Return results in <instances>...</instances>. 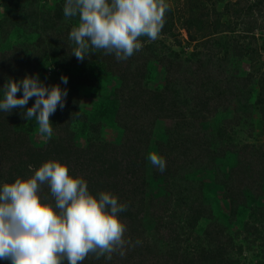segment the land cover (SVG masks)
<instances>
[{"label":"trees","instance_id":"16d2710c","mask_svg":"<svg viewBox=\"0 0 264 264\" xmlns=\"http://www.w3.org/2000/svg\"><path fill=\"white\" fill-rule=\"evenodd\" d=\"M6 1H0V9ZM47 1L23 0L19 15L0 14V25L20 27L27 38L36 37L24 47L0 50V100L9 78L43 74V64L60 69L58 74L69 78L70 88L63 109L58 107L50 117L51 138L38 133L34 117L21 116L34 97L25 109L0 111V186L32 175L45 161L58 160L70 175L82 177L94 196L107 191L127 204L119 214L126 226L125 239L132 242L126 245V254L113 253L111 260L89 255L82 264H264V204L259 203L264 142L256 146L251 136L232 135L215 117L207 125L200 122L217 111L227 112L234 101L232 110L238 114L234 124L230 119L229 129L258 115L264 130V60L257 68L242 71L237 65L227 68L224 58L217 56L222 49L241 58L242 47L230 38L237 25L251 31L248 19L260 21L264 42V12H260L264 0L229 11L212 10L213 18L207 6L210 0H183L178 20L186 34L185 46L193 45L190 52L179 41L174 45L179 51H173L141 37L142 49L127 60L90 50L83 61L72 54L76 45L69 39L78 17L65 18V0H51V5ZM174 13L170 7L160 34L172 35ZM214 45L212 54L209 49ZM250 50L256 55V47ZM98 71L115 86L106 90L107 95L96 96L92 104L98 107L82 111L79 91L97 87ZM77 125L84 127V146L75 141ZM105 125L121 133L118 144L104 139ZM35 133L45 140L33 143ZM151 152L165 159V171L152 166L147 158ZM205 170L215 174L207 186L194 180ZM219 188L227 208L215 216L212 207L217 198L212 196ZM41 195L54 203L47 185L41 186ZM137 239L142 243L136 245Z\"/></svg>","mask_w":264,"mask_h":264},{"label":"clouds","instance_id":"9594fccd","mask_svg":"<svg viewBox=\"0 0 264 264\" xmlns=\"http://www.w3.org/2000/svg\"><path fill=\"white\" fill-rule=\"evenodd\" d=\"M168 11L167 0H65V18L78 17L69 33L76 45L72 54L83 61L90 50H103L117 60H127L142 49L141 37L158 39ZM60 79L67 84V77ZM3 90L0 111L8 114L16 108L25 109L34 97L33 105L20 114L25 120L34 117L38 133L51 138L50 117L65 106L67 89L59 84L45 86L38 75L26 74L20 80L9 78ZM147 158L153 167L165 171L162 156L151 152ZM43 185L50 189L54 203L41 195ZM127 207L107 191L91 194L86 181L70 175L66 164L45 161L32 175L0 186V260L10 264H82L89 255L108 260L113 253L123 257L126 245L132 243L125 239L126 226L119 218Z\"/></svg>","mask_w":264,"mask_h":264},{"label":"rangeland","instance_id":"374dc122","mask_svg":"<svg viewBox=\"0 0 264 264\" xmlns=\"http://www.w3.org/2000/svg\"><path fill=\"white\" fill-rule=\"evenodd\" d=\"M23 0H7L6 1V5L1 7L0 9V14H3L8 16L7 14H12V15H19V11L21 10V5H23L22 3ZM47 0H41V3L46 2ZM167 2L169 3L170 7L172 9H174V25L172 28V31L170 32V34L172 35H167V34H160L158 39H156L155 41L152 42H156L157 46H161L162 48H169L173 51H179V46H174V45H178L176 41L180 42V46H184V50L190 52L193 49V45H189V46H185L184 41L186 40V34L185 32L182 30L181 26H180V21L178 20V16H180L181 14V9L183 6V0H167ZM253 0H210L209 2H207V6L209 8V17L213 18L216 15L214 14V11L218 10L223 12L224 9H228V11L230 10V8H235V7H241V5H249V3H252ZM48 5H51V0L47 1ZM262 8V7H260ZM179 10V11H178ZM214 10V11H212ZM261 13L264 12L263 9H261L260 11ZM222 14H219V17ZM2 16V17H3ZM5 16V18H6ZM4 18V19H5ZM232 20H238L239 17H232ZM242 17H240L241 19ZM3 19V20H4ZM220 21L223 23H226V17H221ZM247 24L252 27L251 31H244V29H242L243 27H241L240 25H237L238 27L235 29V31L232 33V38H230V41L234 42L237 46H241L242 50L244 51V54L241 56V58H238L234 55H232V52L230 50H228V52H224L222 49L220 50V52L218 53V57H222L224 58V62L223 65H226L227 68H234L236 65L238 66L239 70L241 69L242 71H251V66L253 68H257L259 63L261 62V60H264V42L262 41V32L263 29L260 28L259 22L260 21H256L255 23L251 20L248 19L246 20ZM245 22V21H244ZM1 23V22H0ZM26 33H24L20 27H6L5 25L2 26L0 25V50L2 51H6L8 49H13L14 47H24L26 44H31L33 41L36 40V37L31 36L30 39L29 37L27 38ZM149 42H151V40H149L147 37H145ZM253 38V39H251ZM140 42H142L140 40ZM216 45L213 46L212 49H209L212 54L214 53V47ZM252 46L257 48V52L256 55L254 53H252V51L250 50L252 48ZM216 50V49H215ZM240 50V49H239ZM248 50V51H246ZM209 51V52H210ZM209 53L206 52V54H204L206 57H209L208 55ZM249 54L250 56H257V59L252 58L249 59ZM96 63V62H95ZM98 64V63H97ZM97 64H94L93 66V71L97 72V69L99 68ZM41 69H44L43 74H39L37 72V75L39 76L40 81H42V83L45 86H52L54 84H59V86H61L62 89H68L70 88L68 85L70 82H68L69 78L67 77V84H64L61 82V76H65L62 75L64 73H62L61 75H59L58 73L60 72V69L58 70V68H52L50 66H48L47 64H43L41 66ZM263 70V67H261V71ZM237 71V70H236ZM66 77V76H65ZM98 79V84L97 87H92V88H81L82 90L79 91V96H81L79 98V108L83 111L88 110V109H93L94 107H98L97 104H92L93 102L96 101L97 97L96 96H105L107 95L108 91L106 90H112L114 88V82L109 80L108 77H106L105 75L102 76L101 73H99L98 71V75L96 77ZM61 84V85H60ZM68 93V91H67ZM255 95H256V88L255 86L253 87L251 96L249 98V100L251 102H253L255 100ZM236 105V103L233 101L230 106H228V111L225 113H221L219 111H217L214 115L211 116H207L206 118H202L200 120V122H206L205 124L207 125V121L212 122L214 117L217 119V121H221V125L226 129H228V131L232 134V135H236V133H243V138L244 137H250V139H252V142L258 146L259 144H263L264 142V130H262V121L260 120V118L258 117V115L253 116V118L249 119V117L247 118V120L245 121V124L243 126H239V127H232V129L230 128L231 122L230 119H232V124H234V119L237 116V112L234 113V111L232 110L234 108V106ZM190 111V110H189ZM239 111V110H238ZM242 113V111H239V114ZM245 117L244 115H240V118ZM212 120V121H211ZM38 129V127L36 128ZM250 129V131L252 132L251 135L248 134V130ZM102 136L104 137V139L106 141L118 144L121 140V133L120 132H116L113 131L110 126L106 125L104 127H102ZM75 141L79 146H84L86 144V138H85V130L84 127H82V125H77L76 126V131H75ZM160 138L161 134L159 133ZM33 143H40L41 141H44L45 138L44 136H40L39 134L35 133V135H33ZM250 139H246L244 140V142H249ZM224 161V160H223ZM231 161V159H230ZM214 172L213 170H205L202 172V174L196 173L194 175V180L198 179L201 180L202 183H204V185L207 186V184H210L214 179ZM220 192H222L221 188H219L218 190V194L213 193L214 196L212 197H216L217 200L215 202V205L213 204L212 207V211L215 214V216H218L219 213H221V211L223 210L224 206L225 208H227V201L224 197H221ZM259 203L260 204H264V188H263V193L261 194V196L259 197ZM240 238L242 236H239ZM0 264H10L9 261L6 260H0Z\"/></svg>","mask_w":264,"mask_h":264},{"label":"built area","instance_id":"2783aa9c","mask_svg":"<svg viewBox=\"0 0 264 264\" xmlns=\"http://www.w3.org/2000/svg\"><path fill=\"white\" fill-rule=\"evenodd\" d=\"M1 1V0H0Z\"/></svg>","mask_w":264,"mask_h":264}]
</instances>
